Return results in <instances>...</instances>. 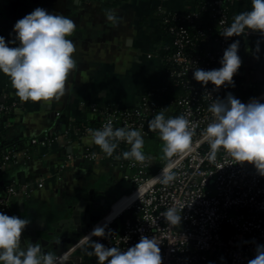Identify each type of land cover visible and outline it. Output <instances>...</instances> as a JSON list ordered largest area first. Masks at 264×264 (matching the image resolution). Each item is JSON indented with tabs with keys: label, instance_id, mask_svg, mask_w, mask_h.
Segmentation results:
<instances>
[{
	"label": "crops",
	"instance_id": "crops-1",
	"mask_svg": "<svg viewBox=\"0 0 264 264\" xmlns=\"http://www.w3.org/2000/svg\"><path fill=\"white\" fill-rule=\"evenodd\" d=\"M195 1L0 0V29L13 30L18 20L36 8L68 16L76 24L68 38L76 47L73 59L77 67L59 100L21 101L10 77L0 72V103L10 99L16 102L10 111L0 113V135L16 151H28L18 161L0 165V195L10 183L20 187L31 183L28 194L9 197L7 211H0L30 221L22 232V247L37 243L45 252L65 251L87 232L79 230L75 219L82 224L88 203L101 209L107 201L102 208L107 212L124 189H129L131 171L118 169L108 160L82 159L85 148L97 151L98 146L90 133L76 138L73 131L84 125L96 127L98 115L90 110L91 104L99 108L134 107L147 89L164 81L165 63L159 55L164 40L161 13L191 11ZM250 10L251 0L234 2L231 21ZM15 36L14 32V44L9 47L19 46ZM236 41L242 64L232 96L248 98L264 89V39L244 37ZM49 135L59 136L50 147L30 143L33 138L42 140ZM144 140V154L158 159L155 147L162 140L157 136ZM68 155L72 159L67 160ZM40 180L43 186L39 188L36 183ZM135 196L120 198L112 215L126 208ZM88 248L86 243L76 254L86 256Z\"/></svg>",
	"mask_w": 264,
	"mask_h": 264
},
{
	"label": "built area",
	"instance_id": "built-area-1",
	"mask_svg": "<svg viewBox=\"0 0 264 264\" xmlns=\"http://www.w3.org/2000/svg\"><path fill=\"white\" fill-rule=\"evenodd\" d=\"M236 1L239 0H198L202 9H208L214 27H202L196 9L186 14L161 13L162 25L171 37L170 52L164 58L168 64L164 65V81L147 89L134 107L99 108L91 104L90 110L98 115L96 127L84 125L73 131L74 137L81 138L90 133L89 129H102L111 122L114 129L139 130L146 139L159 137L158 131L150 130L149 121L160 112L165 118L183 115L194 127L190 150L170 160L157 159L154 165L147 155L148 159L142 163L124 159L122 153L129 151L130 145L123 141L110 157L99 147L97 151L85 148L81 154L84 160H108L118 169L130 170V191L120 198L136 195L131 206L120 214H128L124 223L119 226L114 223L119 215L106 224V237L93 236L92 240L123 251L137 244L142 235L155 238L160 243L162 264H248L256 255L257 245H264V175L251 163L235 161L223 149L215 161L208 159L210 143L205 130L213 120L209 106L213 100L232 95V89L228 83L216 88L211 82L204 85L193 78L197 68L209 71L222 67L223 53L236 39H264V35L252 30L228 38L222 35L232 23L231 6ZM187 25L192 26L193 32ZM4 39L8 46L14 44L13 39ZM169 88L173 92L166 95ZM235 98L245 104L253 99L262 103L264 89L248 98ZM15 104L0 103V113H7ZM58 137L33 138L30 143L50 147ZM27 152V149L4 151L1 165L16 162ZM70 159L72 155L67 156ZM169 169L176 173V178L164 184L160 177ZM36 186L42 187L43 181ZM29 191L31 183L21 187L8 184L0 195V211H7L9 197L26 195ZM171 207L178 213L182 209L180 225H172L164 218L163 213ZM97 224L71 247L56 254L58 264H98L86 238ZM86 243H89L87 255L76 254Z\"/></svg>",
	"mask_w": 264,
	"mask_h": 264
},
{
	"label": "clouds",
	"instance_id": "clouds-1",
	"mask_svg": "<svg viewBox=\"0 0 264 264\" xmlns=\"http://www.w3.org/2000/svg\"><path fill=\"white\" fill-rule=\"evenodd\" d=\"M75 28V21L68 16L36 8L14 25L18 47H9L0 36V72L10 77L21 101L51 102L65 95L69 75L77 67L73 59L76 47L68 38ZM245 30L264 35V0H251V10L235 15L222 35L225 38L239 36ZM238 48L239 41L233 42L223 53L222 67L209 71L197 68L193 78L204 85L211 82L216 88L225 83L233 84V76L242 64ZM209 111L213 120L205 130L210 143L208 159L215 161L217 153L223 149L235 161L251 163L264 175V103L253 99L245 104L228 94L224 100H213ZM149 128L158 131L164 143L165 159L190 150L194 127L183 115L165 118L160 112L149 121ZM88 131L92 142L109 157L123 141L130 145V150L122 153L124 159L141 163L148 159L139 130L114 129L108 122L102 129ZM175 178L176 173L170 169L160 177L164 184ZM181 210L178 213L171 207L163 216L170 224L180 225ZM29 223L28 219L0 213V264H58L54 251L45 252L37 243L22 247V232ZM105 228L106 225L95 226L86 236L98 264H162L160 243L155 238L142 235L137 244L122 251L92 240L93 236L106 237ZM248 264H264V245H257L256 255Z\"/></svg>",
	"mask_w": 264,
	"mask_h": 264
},
{
	"label": "trees",
	"instance_id": "trees-1",
	"mask_svg": "<svg viewBox=\"0 0 264 264\" xmlns=\"http://www.w3.org/2000/svg\"><path fill=\"white\" fill-rule=\"evenodd\" d=\"M114 3H117L121 0H113ZM197 10L199 13V23L202 27H214L213 22L210 20V15H209V11L208 9L205 8H201V5H199L198 0L195 1V5H194V9L193 10ZM192 11V10H191ZM188 12H183L184 14L189 13ZM191 32H193L192 26L191 25H187L186 26ZM162 29H163V35H164V40H163V45L162 47L159 49V55L163 58L164 63H165V56L170 52V45H171V37L169 36L166 28L164 25H162ZM0 36L12 39L14 36V32L11 29H0ZM165 65H168L167 63H165ZM237 80V74L234 75L233 77V84H228L229 88H232L233 85L235 84ZM173 91L171 88H169L166 91V95L171 94ZM14 100L10 99L7 100L6 102L2 103L4 105H10ZM7 150H16L12 145H7L5 144V142L2 140V137L0 135V165H1V155L4 153V151Z\"/></svg>",
	"mask_w": 264,
	"mask_h": 264
},
{
	"label": "water",
	"instance_id": "water-1",
	"mask_svg": "<svg viewBox=\"0 0 264 264\" xmlns=\"http://www.w3.org/2000/svg\"><path fill=\"white\" fill-rule=\"evenodd\" d=\"M259 91H257L258 93ZM256 93V94H257ZM262 103H264V100L262 101ZM149 158L152 160V164H155V161L157 160V157L150 155ZM121 196H119L109 207V209L107 210V212H104V210L101 209H97V206L93 204V206H91L89 203L86 206V212H87V216L84 218V221H82V224L80 225V221H76L75 219V223L79 224L78 228L79 230H81L82 232L84 231H89L95 224H97L98 222H100L110 211V209L112 208L113 204L118 201V199H120ZM74 214L76 213V211H73ZM80 217V214H78ZM124 215L122 214L120 215L115 221H118L119 219H122L118 225H121L124 223ZM18 217V216H17ZM76 218V217H75ZM32 242L35 243L34 239L32 240Z\"/></svg>",
	"mask_w": 264,
	"mask_h": 264
},
{
	"label": "bare ground",
	"instance_id": "bare-ground-1",
	"mask_svg": "<svg viewBox=\"0 0 264 264\" xmlns=\"http://www.w3.org/2000/svg\"><path fill=\"white\" fill-rule=\"evenodd\" d=\"M129 196H131V195H129ZM126 197V196H125ZM136 199V198H135ZM134 199V200H135ZM120 200V199H119ZM118 200V201H119ZM133 200V201H134ZM133 201L126 207V208H124L122 211H120L116 216H113L112 215V208H113V206H114V204L116 203H114L113 204V206H112V208L110 209V211H109V213L97 224V226L99 225V226H104V225H106V224H108V223H110L111 221H113L116 217H118L121 213H123V211L125 210V209H127L129 206H131V204L133 203Z\"/></svg>",
	"mask_w": 264,
	"mask_h": 264
},
{
	"label": "rangeland",
	"instance_id": "rangeland-1",
	"mask_svg": "<svg viewBox=\"0 0 264 264\" xmlns=\"http://www.w3.org/2000/svg\"><path fill=\"white\" fill-rule=\"evenodd\" d=\"M163 147H164L163 141L158 142V144L155 147V152L157 153L158 159L160 161L165 160L164 153H163ZM129 191H130V189L126 188V189H124L123 194H127ZM126 215H128V214H126ZM126 215H124V216H126ZM121 220L122 219H119L118 221H116V226H118V223Z\"/></svg>",
	"mask_w": 264,
	"mask_h": 264
},
{
	"label": "flooded vegetation",
	"instance_id": "flooded-vegetation-1",
	"mask_svg": "<svg viewBox=\"0 0 264 264\" xmlns=\"http://www.w3.org/2000/svg\"><path fill=\"white\" fill-rule=\"evenodd\" d=\"M106 205H107V201L106 202L104 201L102 208L105 207Z\"/></svg>",
	"mask_w": 264,
	"mask_h": 264
}]
</instances>
